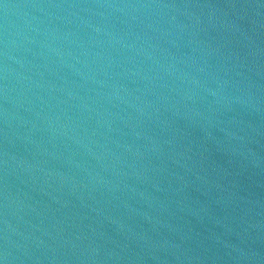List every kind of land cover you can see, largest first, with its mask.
<instances>
[{"label":"water","instance_id":"water-1","mask_svg":"<svg viewBox=\"0 0 264 264\" xmlns=\"http://www.w3.org/2000/svg\"><path fill=\"white\" fill-rule=\"evenodd\" d=\"M0 264H264V0H0Z\"/></svg>","mask_w":264,"mask_h":264},{"label":"clouds","instance_id":"clouds-1","mask_svg":"<svg viewBox=\"0 0 264 264\" xmlns=\"http://www.w3.org/2000/svg\"><path fill=\"white\" fill-rule=\"evenodd\" d=\"M7 252V251H6Z\"/></svg>","mask_w":264,"mask_h":264}]
</instances>
